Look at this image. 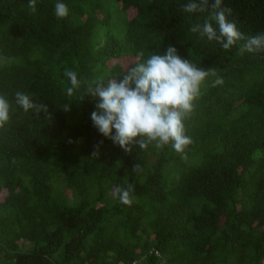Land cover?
<instances>
[{"label": "trees", "instance_id": "trees-1", "mask_svg": "<svg viewBox=\"0 0 264 264\" xmlns=\"http://www.w3.org/2000/svg\"><path fill=\"white\" fill-rule=\"evenodd\" d=\"M56 2L32 13L28 0H0V95L12 110L0 129V264H264V53L190 31L214 0L203 13L183 10L191 0H60L63 19ZM221 7L245 36L264 33V0ZM168 45L223 84L209 77L185 121L187 159L170 145L126 153L93 126L98 97L67 95L64 71L119 81L138 51ZM17 92L51 119L24 112ZM129 183L131 206L112 195Z\"/></svg>", "mask_w": 264, "mask_h": 264}, {"label": "clouds", "instance_id": "clouds-1", "mask_svg": "<svg viewBox=\"0 0 264 264\" xmlns=\"http://www.w3.org/2000/svg\"><path fill=\"white\" fill-rule=\"evenodd\" d=\"M36 3L37 0H28L32 13L36 12ZM221 5L222 0H214L211 8L215 11L205 19L203 25L196 24L190 31L199 32L209 41L219 43L224 50L239 45L240 54L264 53V33L245 36L235 22L227 18L232 9L222 8ZM208 8L209 0H191L183 5V10L191 13H203ZM54 13L58 19H63L69 14L68 6L57 0ZM64 76L71 85L66 89L69 97L83 87L79 101L86 97L99 98L96 110L91 112L92 124L100 134L126 153H131L133 146L147 150L151 145L162 150L170 145L182 159H187V152L194 141L187 134L185 121L194 112L208 78L217 76V71L205 69L182 57L176 47L168 45L162 54L145 57L143 50L138 51L136 61L123 72V78L119 81L104 74L97 75L91 81L78 79L77 72L70 69L64 71ZM222 84L223 79L218 76L212 82L213 87ZM15 103L24 112L31 110L38 117L43 112L51 119L48 105L34 102L27 94L17 92ZM63 107L65 111L69 110L67 105ZM11 118V104L4 95H0V129L5 128ZM98 154V151H94L92 157ZM140 169V164L133 167V171ZM133 192L134 185L129 183L127 188L117 186L112 195L114 199L131 206Z\"/></svg>", "mask_w": 264, "mask_h": 264}, {"label": "rangeland", "instance_id": "rangeland-1", "mask_svg": "<svg viewBox=\"0 0 264 264\" xmlns=\"http://www.w3.org/2000/svg\"><path fill=\"white\" fill-rule=\"evenodd\" d=\"M5 194H6V190H2L0 192V200L3 199V197L5 196Z\"/></svg>", "mask_w": 264, "mask_h": 264}]
</instances>
